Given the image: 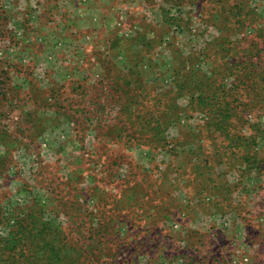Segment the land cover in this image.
<instances>
[{"label":"rangeland","instance_id":"1","mask_svg":"<svg viewBox=\"0 0 264 264\" xmlns=\"http://www.w3.org/2000/svg\"><path fill=\"white\" fill-rule=\"evenodd\" d=\"M30 211L57 264H264V0H0L1 239Z\"/></svg>","mask_w":264,"mask_h":264},{"label":"trees","instance_id":"2","mask_svg":"<svg viewBox=\"0 0 264 264\" xmlns=\"http://www.w3.org/2000/svg\"><path fill=\"white\" fill-rule=\"evenodd\" d=\"M254 65V64H253ZM245 66L242 65L236 69V71H232L234 75V81L232 83L231 87H228L225 89V86L223 88L224 92H234L235 89H238V83H245L247 84V87L251 85V88L253 89L256 84V81H258V77H254L250 80V85L248 81L243 80V77L240 75V71L242 72V75L244 77H249L247 73L245 72ZM255 75H259L260 73L257 71H254ZM222 92V91H221ZM223 92V93H224ZM207 93V91H205ZM204 92L201 93L199 99L200 100H206L209 95H206ZM218 91L216 90L214 92V98L217 97ZM239 93V91L237 92ZM212 94V93H211ZM213 96V94H212ZM231 111L232 108L228 107L225 112L220 111L214 112V115L216 117L215 121L217 129L224 128V124L226 122L231 121ZM28 221V222H27ZM58 226H53L51 222L49 221H42L37 219L36 213L33 211H30L29 213H26L25 217L22 218L19 223L16 232L12 233L11 236L6 237L5 239H1L0 237V250L5 249H15L18 250L19 255L17 258V262H21L23 264H57L62 261L61 256V249L59 246L53 241V240H47L48 236L53 233L56 234V230L58 229ZM56 236V235H55ZM32 242L34 240L43 239L40 244L39 241L36 243V246L38 249V254H25L23 251V245L26 243L27 240H31ZM28 241V242H29ZM52 241V242H51ZM43 250V251H41ZM11 264H15V261H13Z\"/></svg>","mask_w":264,"mask_h":264}]
</instances>
